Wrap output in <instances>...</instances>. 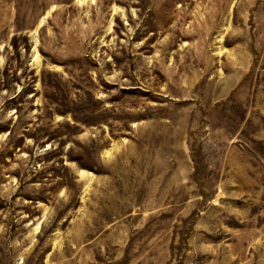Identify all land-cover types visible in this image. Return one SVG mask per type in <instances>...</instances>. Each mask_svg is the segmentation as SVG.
I'll list each match as a JSON object with an SVG mask.
<instances>
[{
    "label": "rangeland",
    "instance_id": "1",
    "mask_svg": "<svg viewBox=\"0 0 264 264\" xmlns=\"http://www.w3.org/2000/svg\"><path fill=\"white\" fill-rule=\"evenodd\" d=\"M0 264H264V0H0Z\"/></svg>",
    "mask_w": 264,
    "mask_h": 264
},
{
    "label": "bare ground",
    "instance_id": "2",
    "mask_svg": "<svg viewBox=\"0 0 264 264\" xmlns=\"http://www.w3.org/2000/svg\"><path fill=\"white\" fill-rule=\"evenodd\" d=\"M80 174H81V176H83V175H84V174H83V171H81Z\"/></svg>",
    "mask_w": 264,
    "mask_h": 264
}]
</instances>
